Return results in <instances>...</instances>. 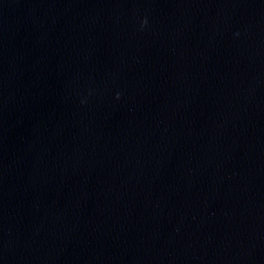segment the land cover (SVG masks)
Returning a JSON list of instances; mask_svg holds the SVG:
<instances>
[{
    "label": "water",
    "instance_id": "obj_1",
    "mask_svg": "<svg viewBox=\"0 0 264 264\" xmlns=\"http://www.w3.org/2000/svg\"><path fill=\"white\" fill-rule=\"evenodd\" d=\"M0 264H264V0H0Z\"/></svg>",
    "mask_w": 264,
    "mask_h": 264
}]
</instances>
